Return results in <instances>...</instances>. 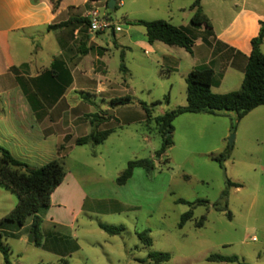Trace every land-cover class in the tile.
Segmentation results:
<instances>
[{
  "label": "rangeland",
  "instance_id": "374dc122",
  "mask_svg": "<svg viewBox=\"0 0 264 264\" xmlns=\"http://www.w3.org/2000/svg\"><path fill=\"white\" fill-rule=\"evenodd\" d=\"M92 2L93 9L123 31L131 26L127 19L147 20L154 15L133 14L138 3L146 9L147 0H125V5L116 9L107 0ZM232 3L233 0L222 1L224 6L231 7ZM127 11L131 13L128 17ZM134 28L136 34L145 32L141 25ZM123 35L122 31H116L115 36L109 33L96 40L107 49L104 60L106 79L111 83L106 87L109 97H130L131 101L113 105L105 102L106 96L94 90L96 82L89 79L91 76L82 78L78 74L70 92V101L82 100L87 106L73 112L80 116V123L91 124L92 114L98 113L104 118L100 129L114 130L98 145L76 144L69 152L68 165L84 176L82 182L89 196L86 212L73 227H57L64 235L62 240L54 239L55 228L47 223L41 229L48 239L40 246L31 237L32 217L23 226L4 221L0 231L3 242L11 249L12 264H148L152 251L170 253V264H241L209 261L211 254L236 255L246 264H264V105L248 113L235 128L233 112L180 115L174 121V144L158 158L156 152L163 139L156 133L155 123L147 121L141 102L151 107L153 116L162 115L187 103V85L179 73L169 74L162 64L151 59V54L140 50L124 51V64L130 71L128 74L121 71L123 52L117 43L123 40ZM193 35L196 36L195 32ZM53 44L48 43V54L52 53ZM167 48L188 56L182 47ZM261 50L264 53V41ZM86 65L90 69H104V65L95 62ZM170 84H173L171 100L166 101ZM156 99L161 102L153 105ZM2 119L0 116V145L9 148L14 129L11 125L18 127L19 123H15V117L8 118L12 124L3 123ZM44 148L47 157V144ZM229 148L230 157L223 169L213 158ZM142 158L155 159L154 172L136 168L127 183L119 185L116 180L128 162ZM227 178L240 187L230 188L228 210L219 211L213 204L221 200ZM180 198L191 202L207 199L210 203L192 208L177 202ZM17 201V193L0 184V220ZM190 209L194 211L193 219L180 228L182 214ZM45 210L39 213L45 214ZM202 216L206 217L204 226L198 227ZM101 222L123 225L125 229L111 235L100 228ZM145 232L151 245H145L139 236ZM0 264H4L1 250Z\"/></svg>",
  "mask_w": 264,
  "mask_h": 264
},
{
  "label": "crops",
  "instance_id": "0c3cea01",
  "mask_svg": "<svg viewBox=\"0 0 264 264\" xmlns=\"http://www.w3.org/2000/svg\"><path fill=\"white\" fill-rule=\"evenodd\" d=\"M147 1L146 9L138 3L133 14H154L148 16L147 20H166L173 25L189 28L196 34H192L195 38L192 53L185 50L188 56L183 57L169 50L167 47L171 45L162 41L149 43L146 30L136 34L134 27L137 25L133 24L125 31L120 28L102 33H92L89 26L80 22L57 29L48 28L52 24L84 17L94 7L92 0H61L57 8H54L53 0H0V116L3 123H14L8 119L10 117H15V123H19L18 127L11 125L14 129L12 147L9 146V149L15 157L35 166L62 158L67 170L63 182L51 195L50 207L45 214L39 213L41 228L45 229L47 223L55 228L54 239H64L57 227H73L79 222V217L86 212L89 199L82 182L84 176L77 174L67 162L76 139L88 135L92 130L90 123H80V116L73 113L78 108L85 110L87 107L82 100L70 101L75 74L82 78L91 76L89 79L96 82V93L106 96L105 102H111L106 88L111 85L106 79L104 57L107 49L102 48L96 37H107L109 33L115 36L116 31H122L123 40L118 41L117 47L123 53L126 50H140L151 54L154 62L162 64L169 74L179 73L185 82L195 67L211 66L215 72L212 85L215 93L239 90L243 83L252 52L251 41L259 34L261 22L264 21V0H233L231 7L222 5L223 0H202V10L211 21V29L192 25L195 10L190 6L193 0ZM119 5L124 6L125 0H116L114 9ZM126 13L127 17L131 14L129 11ZM140 19L127 20L131 23ZM51 41L54 42L53 49L48 54L46 49ZM55 60L60 62L58 71L64 75L69 73L72 82L59 97L49 99L47 96L53 92L40 87L39 79ZM87 62L104 65V69H90ZM127 69L126 74L130 71ZM19 78L29 83L28 94L23 90ZM172 91L173 84H170V100ZM27 95L32 96V102ZM53 112L54 115L51 114ZM46 144L48 156L44 157ZM44 235L42 245L48 239Z\"/></svg>",
  "mask_w": 264,
  "mask_h": 264
},
{
  "label": "trees",
  "instance_id": "16d2710c",
  "mask_svg": "<svg viewBox=\"0 0 264 264\" xmlns=\"http://www.w3.org/2000/svg\"><path fill=\"white\" fill-rule=\"evenodd\" d=\"M61 0H53L54 8L58 7ZM202 0H193L190 8L194 11L191 18L193 26H205L208 29L212 28V24L207 15L203 12L201 6ZM109 0H107V4ZM73 22L84 23L89 26V20L85 17L70 19L59 24H52L49 29H57L64 26H69ZM133 25H141L145 27L146 36L149 43L155 41H162L167 45L180 46L185 48L189 53L193 52L195 45V38L191 30L187 27L176 26L166 20H136L131 22ZM102 33V32H98ZM264 41V21L261 22L259 34L251 41L252 52L248 58L245 68V76L243 83L239 90L228 93H215L212 91L214 80V69L211 66L203 65L192 69L186 77L187 83V103L185 105L177 106L176 108L166 111L162 115L153 116L151 107L141 102L146 111L147 121L155 123L156 133L162 136V146L156 152V156L161 157L169 147L174 144L173 132L174 121L180 115L186 113L195 114H210L219 115L225 112H233L235 114V125L241 121L248 113L260 105H264V53L261 50V45ZM123 62L121 64V71L127 73L128 69L124 64V53L122 54ZM60 66L59 60H55L50 69L46 70L39 79L40 87L49 90V99L57 98L61 95L67 87L71 84L72 78L69 75L62 74L58 71ZM23 90L28 94V82L18 79ZM89 94H87L88 96ZM28 96V95H27ZM86 96V97H87ZM31 102H32V96ZM166 101L170 100V96L165 97ZM131 101L130 97H120L111 99V104H127ZM161 100H156L153 105L160 103ZM104 118L98 114H92V130L86 135L76 139L77 145L93 144L98 145L104 142L113 129H100ZM63 148V147H62ZM231 148L225 151L220 156H215L213 159L218 161L219 165L225 169V161L230 157ZM144 168L148 173L154 172L156 163L154 158H142L131 160L127 167L118 176L116 182L119 185H124L133 176L136 168ZM67 170L62 158H57L49 161L42 166H35L25 160L15 157L9 148L0 145V184L10 188L17 193L18 201L16 206L0 220V226L4 221L17 222L23 226L29 217H33L30 231L34 236V243L42 245L43 234L41 230L42 218L39 212L42 209H47L51 205V195L55 189L63 182ZM231 187H240L239 183L231 181L227 178V186L223 191L221 200L214 203L213 206L219 211L228 210V196ZM177 202L188 204L190 207L198 205H208L210 202L207 199H198L196 201H188L185 199H178ZM231 217V213L228 212ZM193 209L183 213L179 222V227L182 228L189 220L193 219ZM206 217L202 216L197 222L198 227L204 226ZM101 229L111 235L120 234L125 227L123 225H109L106 223H99ZM145 245H151L152 241L145 233L139 234ZM0 250L4 255V264H12L10 260V247L3 242V234L0 231ZM148 264H170L171 254L168 252L152 251L149 253ZM209 261H231L246 264L241 261L236 255L224 256L220 254H211L208 257ZM147 260H144L145 262Z\"/></svg>",
  "mask_w": 264,
  "mask_h": 264
},
{
  "label": "built area",
  "instance_id": "2783aa9c",
  "mask_svg": "<svg viewBox=\"0 0 264 264\" xmlns=\"http://www.w3.org/2000/svg\"><path fill=\"white\" fill-rule=\"evenodd\" d=\"M84 17L89 20V29L92 33L120 30V27L114 28L112 21H109L98 9H92Z\"/></svg>",
  "mask_w": 264,
  "mask_h": 264
},
{
  "label": "water",
  "instance_id": "95a60500",
  "mask_svg": "<svg viewBox=\"0 0 264 264\" xmlns=\"http://www.w3.org/2000/svg\"><path fill=\"white\" fill-rule=\"evenodd\" d=\"M115 3H116V0H110V1H109V6H110L112 9H114ZM230 146H231V147L233 146V138L230 139ZM31 237H34V236H33V233L31 234ZM31 241H33V239H31Z\"/></svg>",
  "mask_w": 264,
  "mask_h": 264
}]
</instances>
